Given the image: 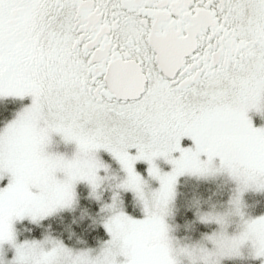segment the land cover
I'll list each match as a JSON object with an SVG mask.
<instances>
[{"label":"snow or ice","instance_id":"6c2138e0","mask_svg":"<svg viewBox=\"0 0 264 264\" xmlns=\"http://www.w3.org/2000/svg\"><path fill=\"white\" fill-rule=\"evenodd\" d=\"M7 98L30 103L0 129V264H175L169 218L185 175L236 185L227 211L196 212L218 226L201 248L213 264L244 250L264 260V216L243 200L264 192V0H0ZM82 182L97 201L111 189L108 239H19L18 222L74 208Z\"/></svg>","mask_w":264,"mask_h":264},{"label":"rangeland","instance_id":"374dc122","mask_svg":"<svg viewBox=\"0 0 264 264\" xmlns=\"http://www.w3.org/2000/svg\"><path fill=\"white\" fill-rule=\"evenodd\" d=\"M27 104H23L22 106L19 105V109L17 110V112L22 110V108ZM14 116L11 119H13ZM255 123L259 126L264 122L256 117ZM54 139V151L65 153L69 156H71V154L75 151L74 145H65L60 141L59 137H55ZM99 155L105 163L110 165L111 171L113 173H119V164L115 160H113L109 153L101 151ZM158 163L165 171L170 170L171 166L163 160L158 161ZM136 167L137 170L142 175H144L145 178H147L148 165L145 162H139ZM101 174H103V172ZM182 177H184V179L180 181L181 177L179 178L177 188L179 184H182V186H184L183 189L186 188V191H194L198 187L202 186L204 182L210 184L211 190L206 196H195L194 194H192L188 198H186L183 203L178 202L176 197L173 204V215L169 218V223L173 225L175 229L173 234L178 239L190 242L199 241L203 238L204 235L210 234L211 232L215 231L218 226L214 224L207 225L201 223L196 216L198 208L199 210L203 211H208L210 208L224 210L228 206V203L234 194L236 185L227 175H219L208 178H197L190 175H185ZM222 189L229 190V196H227L226 193H223ZM90 191V187L86 183L82 182L76 186L77 203L74 208L60 210L52 216L45 218L40 222L39 225L32 224L28 220L18 222L16 228L18 231L19 239L21 241L25 239L43 240L45 235H51L57 239L63 240V242L69 247L80 248L84 247L85 245L91 248L98 247L103 240L108 239V236H106L105 239L100 238V234L98 231L99 228H101V231L105 230L103 228V225L99 224L96 220H88L84 213L86 210H84L83 206L80 205L79 193H81L84 196V200H88V202H91L89 201L91 199L97 201L90 196ZM215 194L217 195L214 198ZM111 195V189H108L104 191L103 199L97 202H99L100 206L102 207L103 203L111 202ZM121 198L124 201L126 211H128L130 214L141 215L140 210L135 204L133 194L121 193ZM200 199L201 201H199ZM243 200L245 204L244 211L248 216L252 218L264 216V192L250 189L249 191L244 193ZM188 211L192 212L191 216L186 215ZM97 220L100 221V217ZM82 224H84L83 229L81 227ZM100 225L102 227H100ZM78 227L81 229L78 230ZM35 229H37V231L39 232L38 236H35ZM54 229H56V231H59L60 235L55 234ZM235 231L236 225L233 224L232 226H230L229 232L232 233ZM94 237H98L96 240L97 243L92 245L90 244L89 239ZM81 241H83L84 243L82 244ZM222 264H264V260L253 258L248 250H244L241 256L226 258L224 259Z\"/></svg>","mask_w":264,"mask_h":264},{"label":"trees","instance_id":"16d2710c","mask_svg":"<svg viewBox=\"0 0 264 264\" xmlns=\"http://www.w3.org/2000/svg\"><path fill=\"white\" fill-rule=\"evenodd\" d=\"M19 109V105H15V104H7V103H1L0 102V129L6 124V122L8 120H10L17 112V110ZM184 179V177H181L180 181ZM184 186H182V184H179L178 188H177V201L178 202H182L185 201L186 198H188L190 195L194 194L195 196H206L209 194L211 188H210V184H207L206 182H204L202 184V186L198 187L196 190L194 191H186V188L183 189ZM223 193H226L227 196H229L228 193H230L229 190L226 189H222ZM228 191V192H227ZM217 194L214 195V198L216 197ZM219 195V194H218ZM80 196V205L83 206L84 210H86L84 213L86 215V217L88 218V220H96L99 224L102 225V223H100L99 220H97L99 217H101V213H100V203L95 201V200H89L91 202H88V200H84V196L79 193ZM223 196V195H222ZM221 197V195H220ZM213 198V199H214ZM184 199V200H183ZM201 201V199L199 200ZM78 214V212H77ZM188 216L192 215L191 211H188L187 214ZM100 225V227H102ZM82 229L84 228V224H82ZM81 228L78 227V230H80ZM101 228H99V234H100V238L105 239L107 236V233L105 232V230H100ZM35 232V236L39 235V232L37 231V229L34 230ZM55 234L60 235L59 231H56V229H54ZM98 238V237H97ZM96 237L94 238H90L89 242L90 244L94 245L96 244Z\"/></svg>","mask_w":264,"mask_h":264},{"label":"clouds","instance_id":"9594fccd","mask_svg":"<svg viewBox=\"0 0 264 264\" xmlns=\"http://www.w3.org/2000/svg\"><path fill=\"white\" fill-rule=\"evenodd\" d=\"M227 209L228 206L224 210L210 208L209 211H227ZM202 247H206L203 238L199 241L190 242L176 237L172 242V258L175 264H185V261H188V264H213L214 258L202 252Z\"/></svg>","mask_w":264,"mask_h":264},{"label":"flooded vegetation","instance_id":"af4514ba","mask_svg":"<svg viewBox=\"0 0 264 264\" xmlns=\"http://www.w3.org/2000/svg\"><path fill=\"white\" fill-rule=\"evenodd\" d=\"M0 102L2 103H9L10 105L11 104H15V105H20L22 106L23 104H27V103H30V100L29 99H25V100H19V99H14V98H7V99H0ZM186 143H190V141H186Z\"/></svg>","mask_w":264,"mask_h":264}]
</instances>
